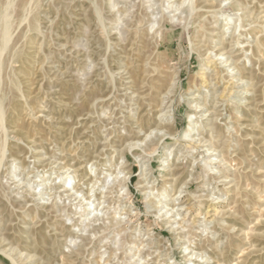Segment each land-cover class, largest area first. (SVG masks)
I'll use <instances>...</instances> for the list:
<instances>
[{
    "label": "rangeland",
    "instance_id": "obj_1",
    "mask_svg": "<svg viewBox=\"0 0 264 264\" xmlns=\"http://www.w3.org/2000/svg\"><path fill=\"white\" fill-rule=\"evenodd\" d=\"M0 26V264H264V0H0Z\"/></svg>",
    "mask_w": 264,
    "mask_h": 264
},
{
    "label": "bare ground",
    "instance_id": "obj_2",
    "mask_svg": "<svg viewBox=\"0 0 264 264\" xmlns=\"http://www.w3.org/2000/svg\"><path fill=\"white\" fill-rule=\"evenodd\" d=\"M29 5H30V4H28V6H29ZM192 6H193V4H192ZM7 8H8V6H7ZM12 8H13V6H12ZM12 8H11V9H12ZM4 10H5V9H4ZM2 11H3V10H2ZM6 11H8V10L6 9V10H5V13H6ZM12 11H13V9H12ZM8 12H10V10H9ZM24 12H25V11H24ZM10 13H11V12H10ZM2 16L4 17V15H2ZM22 16H23V15H22ZM20 17H21V16H20ZM27 17H28V16H27ZM4 18H5V17H4ZM36 18H38V17H36ZM9 19H10V18H9ZM11 20H12V19H11ZM4 21H5V20H4ZM8 21H9V20H8ZM18 21H19V20H18ZM9 22H12V21H9ZM20 22H21V24H22L23 22H27V20L25 21V19H24V21H23V19H22V20H20ZM3 23H4V22H2V25H3ZM37 23H38V22H37ZM4 24H5V23H4ZM12 24H13V22H12ZM19 24H20V23H19ZM33 24H34V23H33ZM10 25H11V24H10ZM35 26H36V25H35ZM184 26H185V25H184ZM186 26H187V25H186ZM0 27H1V26H0ZM30 27H31V26H30ZM38 27H39V26H37V28H38ZM31 28H32V27H31ZM33 28H36V27L33 26ZM37 28H36V29H37ZM0 29H1V28H0ZM2 29H3V28H2ZM9 29H10V28H9ZM5 30H6V27H5ZM5 30H4V31H5ZM7 31H8V30H7ZM8 32H9V31H8ZM4 33H5V32H4ZM9 34H11V31H10ZM3 35H4V34H3ZM6 36H8V35H7V32H6ZM11 36H12V35H11ZM6 38H7V37H5L4 39H6ZM0 39H1V37H0ZM9 39H11V38L9 37ZM5 42H6V41H5ZM7 44H9V43H7ZM0 45H1V44H0ZM5 45H6V44H5ZM1 46H2V45H1ZM2 47H3V46H2ZM4 48H5V47H4ZM220 48H221V47H220ZM0 49H1V48H0ZM218 52H219V50H218ZM221 52H222V51H221ZM223 53H224V52H223ZM2 55H3V54H2ZM216 56H217V54H216ZM1 57H2V56H1ZM4 59H5V57H4ZM1 62H2V61H0V68L3 69L4 66L2 65ZM1 65H2L3 67H1ZM1 73H2V72H1ZM1 73H0V74H1ZM195 108H198V105H196ZM0 112H1V111H0ZM0 115H1V114H0ZM200 115H201V114H200ZM1 116H2V115H1ZM196 116H197V115H196L195 113H193V114L190 115L191 118H193V117L196 118ZM196 119H197V118H196ZM199 120H200V119H199ZM199 120H198V121H199ZM195 122H196V121H194V119H193V123H195ZM188 131H189V130H188ZM188 131L184 134V137H185V138L188 137V136L190 135V131H189V132H188ZM0 154H1V153H0ZM1 155H2V154H1ZM1 155H0V157H1ZM2 157H3V156H2ZM1 159H2V158H1ZM210 160H211V159H210ZM208 161H209V160H208ZM208 161H207V162H208ZM212 161H213V160H212ZM214 161H215V160H214ZM0 162H1V161H0ZM207 162H206V163H207ZM209 168H210V167H209ZM226 168H227V167H226ZM222 170H223V169H222ZM228 172H229V171H228ZM222 174H223V172H222ZM222 174H221V175H222ZM227 174H228V173H227ZM125 176H126V175H125ZM223 176H224V174H223ZM118 177H119V176H118ZM221 177H222V176H221ZM115 178H116V177H115ZM128 178H129V176L126 177V179H128ZM126 189H127V188H126ZM180 191H181V190H180ZM174 201H175V200H174ZM170 209H171V211H174V208H170ZM169 211H170V210H169ZM171 211H170V212H171ZM179 211H180V210H179ZM175 214H177V213H175ZM178 214H180V212H179ZM172 215H173V214H172ZM169 218H170V217H169ZM169 218H168V219H169ZM176 218H178V217H176ZM166 219H167V218H166ZM168 222H169V221H168ZM172 222H173V221H172ZM174 224H175V221H174ZM8 256H9L10 258H12V260L14 259L13 256H12L10 253H8ZM193 264H195V262H194Z\"/></svg>",
    "mask_w": 264,
    "mask_h": 264
}]
</instances>
